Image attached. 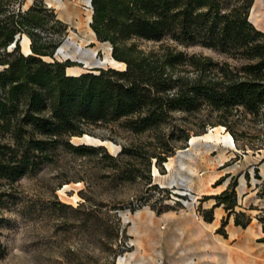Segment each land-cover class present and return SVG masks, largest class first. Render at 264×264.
<instances>
[{
	"label": "trees",
	"instance_id": "obj_1",
	"mask_svg": "<svg viewBox=\"0 0 264 264\" xmlns=\"http://www.w3.org/2000/svg\"><path fill=\"white\" fill-rule=\"evenodd\" d=\"M16 2L0 0V228L8 197L4 187L51 163L59 149L117 161L104 147L70 143L88 133L89 126L119 125L135 135H157L169 126L187 142L189 135L175 125L174 113L193 115L207 109L217 113L224 126L234 112L264 122V32L249 20L253 0H92L91 27L99 41L112 44L113 58L126 69L80 76L67 75L69 62L45 61L54 56L60 41L34 31L45 28L47 20L62 34L67 25L37 0L27 11L5 12ZM23 34L31 41L29 55L21 53ZM139 41L160 43L162 52H145ZM167 42L209 50L224 60L190 55ZM182 67H191L193 77L178 74ZM169 154L139 146L123 148L120 156L150 166L152 158L161 163ZM256 178L262 180L258 174ZM232 181L215 197L216 206L223 205L228 213L223 226L234 215L235 225L246 228L252 219L235 211L238 181ZM258 187L264 199V180ZM256 219L264 232V209ZM5 254L0 240V259Z\"/></svg>",
	"mask_w": 264,
	"mask_h": 264
},
{
	"label": "rangeland",
	"instance_id": "obj_2",
	"mask_svg": "<svg viewBox=\"0 0 264 264\" xmlns=\"http://www.w3.org/2000/svg\"><path fill=\"white\" fill-rule=\"evenodd\" d=\"M35 1L18 0L7 5L5 12L27 11ZM37 1L52 9L56 20L69 23L64 34L51 20L45 28L34 29L47 39L60 41L54 56L44 57L45 61L69 62V76L126 69L113 58L112 44L98 40L90 23L94 11L84 9L88 0ZM253 1L258 13L254 16L252 7L249 20L264 32V0ZM21 38V53L31 54L29 37L23 34ZM137 44L145 52H162L160 43ZM165 45L177 47L172 42ZM14 48L13 44L8 50ZM177 49L224 60L199 47ZM177 73L194 75L191 67H182ZM173 117L175 125L187 131V142L184 134L169 126L157 135H135L119 125L89 126L88 133L73 137L70 143L104 147L117 161L61 148L53 161L41 165L35 174L6 185L8 197L2 207L5 220L0 228L6 254L0 264H190L189 231L194 214L198 215L207 202L206 193H218L227 183L216 186L217 181L212 184L214 177L231 172L237 176L236 182L239 178L240 193L250 190L247 181L252 188L262 181L256 174L264 176V122L234 112L224 126L219 124V115L207 109L193 115L177 112ZM214 128L224 130L211 140L202 139ZM227 133L233 137L234 146L221 141ZM193 138L198 139L191 146ZM139 146L149 153L171 154L161 163L152 158L150 166L141 159L120 156L123 148ZM245 232L243 251L251 246L264 249L257 240V226ZM229 243L235 242L230 239ZM228 251L225 264H234L235 253L241 250Z\"/></svg>",
	"mask_w": 264,
	"mask_h": 264
},
{
	"label": "crops",
	"instance_id": "obj_3",
	"mask_svg": "<svg viewBox=\"0 0 264 264\" xmlns=\"http://www.w3.org/2000/svg\"><path fill=\"white\" fill-rule=\"evenodd\" d=\"M254 12H258V7H253V13ZM65 23L69 25L68 22ZM237 164L240 168L241 165L239 164H241V160H239ZM218 166H222V164H218ZM235 177L237 176L231 172H226L223 175H217L214 177L212 184L216 181L218 182L222 178H225L224 182H227L225 187L218 193H206V195H208L206 198L207 202L204 203L200 210L201 212H199L198 215L194 214L195 222L189 231L190 248L188 250V254L190 256V264L228 263V248L243 251L246 247L245 237L247 234L245 231L249 230L253 226H257L259 228L260 235L257 237V240L261 243V245H264L261 242V239L264 238L262 224L256 219V215L260 213L261 209H264V199H261L258 195L260 190V187L258 186L264 180V176L261 177L262 181L257 182L254 188H252L251 182L247 181V187L250 190L244 192L242 191L241 193L239 191L241 183L238 178V184L235 189L237 194V206L235 207V211L245 213L252 219L251 223L246 228L236 226L235 216L231 215L227 224L223 226V221L227 220L228 213L223 205L216 206L217 200L215 197L227 190L229 184ZM205 215L211 217V220L205 219ZM230 239L235 242L233 245H230ZM251 248L261 249L264 251L261 246H251Z\"/></svg>",
	"mask_w": 264,
	"mask_h": 264
},
{
	"label": "bare ground",
	"instance_id": "obj_4",
	"mask_svg": "<svg viewBox=\"0 0 264 264\" xmlns=\"http://www.w3.org/2000/svg\"><path fill=\"white\" fill-rule=\"evenodd\" d=\"M89 2L90 1L88 0L87 4ZM256 8H257V6H256ZM257 13L254 12L253 15L256 16ZM263 19H264V17H263ZM59 51L63 52L64 50H63V48H61V49H59ZM220 130H224V128H214V129H212L209 132V134H207L204 137H202V139H204L205 141L206 140H211V139H213L215 137V135H216L215 133L218 134V132ZM216 137H218V136H216ZM85 139L91 140V138L88 137V136H85ZM197 139L198 138L191 139L190 145L194 146L196 141H197ZM221 141L224 142V143H227V144H229L231 146L235 145L233 137L230 134H228V133L225 136L221 137ZM233 262H234V264H264V251L261 250V249H250L248 251H241V252L239 251V252L235 253V257H234V261Z\"/></svg>",
	"mask_w": 264,
	"mask_h": 264
},
{
	"label": "built area",
	"instance_id": "obj_5",
	"mask_svg": "<svg viewBox=\"0 0 264 264\" xmlns=\"http://www.w3.org/2000/svg\"><path fill=\"white\" fill-rule=\"evenodd\" d=\"M90 2L85 4V11L89 13H93V6H92V0H89Z\"/></svg>",
	"mask_w": 264,
	"mask_h": 264
},
{
	"label": "water",
	"instance_id": "obj_6",
	"mask_svg": "<svg viewBox=\"0 0 264 264\" xmlns=\"http://www.w3.org/2000/svg\"><path fill=\"white\" fill-rule=\"evenodd\" d=\"M90 23H92V20H91V22ZM14 46H15V44H14Z\"/></svg>",
	"mask_w": 264,
	"mask_h": 264
}]
</instances>
